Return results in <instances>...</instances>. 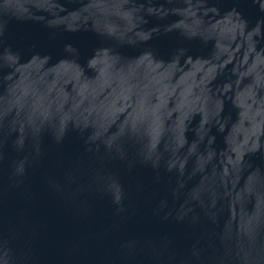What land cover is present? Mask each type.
Segmentation results:
<instances>
[{
  "label": "water",
  "instance_id": "95a60500",
  "mask_svg": "<svg viewBox=\"0 0 264 264\" xmlns=\"http://www.w3.org/2000/svg\"><path fill=\"white\" fill-rule=\"evenodd\" d=\"M0 264H264V0H0Z\"/></svg>",
  "mask_w": 264,
  "mask_h": 264
}]
</instances>
